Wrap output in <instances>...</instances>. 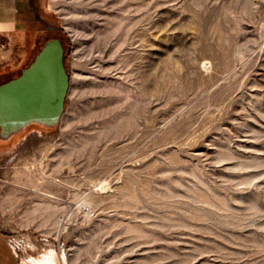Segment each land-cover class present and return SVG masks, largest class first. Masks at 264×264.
Listing matches in <instances>:
<instances>
[{"label": "rangeland", "instance_id": "rangeland-1", "mask_svg": "<svg viewBox=\"0 0 264 264\" xmlns=\"http://www.w3.org/2000/svg\"><path fill=\"white\" fill-rule=\"evenodd\" d=\"M41 3L70 86L57 124L0 137L21 264H264V0ZM33 37L0 32V81Z\"/></svg>", "mask_w": 264, "mask_h": 264}, {"label": "water", "instance_id": "water-1", "mask_svg": "<svg viewBox=\"0 0 264 264\" xmlns=\"http://www.w3.org/2000/svg\"><path fill=\"white\" fill-rule=\"evenodd\" d=\"M69 86L63 43L49 40L18 76L0 84V137L11 138L35 122L57 124Z\"/></svg>", "mask_w": 264, "mask_h": 264}, {"label": "crops", "instance_id": "crops-1", "mask_svg": "<svg viewBox=\"0 0 264 264\" xmlns=\"http://www.w3.org/2000/svg\"><path fill=\"white\" fill-rule=\"evenodd\" d=\"M32 2L42 7L41 0H0V32L3 34L29 32L30 22H26L25 19L31 13ZM1 230L0 228V232ZM2 240L9 243V250L5 245L3 248L0 246V264H21L16 245L8 241L7 235L5 239L0 235V244Z\"/></svg>", "mask_w": 264, "mask_h": 264}, {"label": "flooded vegetation", "instance_id": "flooded-vegetation-1", "mask_svg": "<svg viewBox=\"0 0 264 264\" xmlns=\"http://www.w3.org/2000/svg\"><path fill=\"white\" fill-rule=\"evenodd\" d=\"M30 12V15L28 14V18H26L25 21L30 22L29 32L32 35L34 34L33 49L35 50V54L32 59L33 61L36 55L49 40L57 38L60 39L63 43V39L60 37V33L64 31V26L57 24L55 20L46 13L43 7L37 5L35 2H32ZM29 64H27L25 67H27ZM23 68L21 69V71L13 75L5 76L9 73H3V76L5 77L0 81V84L12 79L13 77L18 76L22 72Z\"/></svg>", "mask_w": 264, "mask_h": 264}, {"label": "bare ground", "instance_id": "bare-ground-1", "mask_svg": "<svg viewBox=\"0 0 264 264\" xmlns=\"http://www.w3.org/2000/svg\"><path fill=\"white\" fill-rule=\"evenodd\" d=\"M251 173H255V172H251ZM255 175H256V173H255ZM49 195L54 196L52 194H49ZM82 204H84L85 206H91V201L84 199ZM89 210H90V208L86 209L87 213L90 212ZM68 219H69V215L67 213L61 219H57L54 221V226H55L54 228L56 230L57 235H59L61 233V231L65 229V227L67 226ZM33 258H32V260L31 259L25 260V263L26 264H58V262L60 261V257L58 256V254L53 249L48 250L44 254V257L41 259H37L35 257H33Z\"/></svg>", "mask_w": 264, "mask_h": 264}]
</instances>
